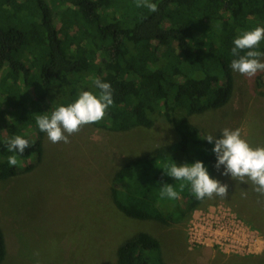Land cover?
<instances>
[{"label":"trees","instance_id":"16d2710c","mask_svg":"<svg viewBox=\"0 0 264 264\" xmlns=\"http://www.w3.org/2000/svg\"><path fill=\"white\" fill-rule=\"evenodd\" d=\"M149 2L157 12L136 7L135 0H0V182L40 163L45 133L34 119L50 117L83 91L98 97V78L111 85L114 102L90 125L123 132L164 119L176 135L168 148L131 158L114 172L109 196L115 209L166 225L204 206L207 197L197 200L190 183L166 173L173 163L200 161L215 178L214 142L189 118L229 103L233 41L264 27V0ZM257 50L264 52V40ZM17 135L31 146L15 153L19 163L10 166L8 141ZM165 184L178 199L161 198ZM4 257L0 227V264ZM114 257V264H166L159 241L146 232L121 241Z\"/></svg>","mask_w":264,"mask_h":264},{"label":"rangeland","instance_id":"374dc122","mask_svg":"<svg viewBox=\"0 0 264 264\" xmlns=\"http://www.w3.org/2000/svg\"><path fill=\"white\" fill-rule=\"evenodd\" d=\"M232 76L229 103L192 116L189 122L217 139L222 129L239 128L251 147H264V71L249 78L232 70ZM68 139L53 144L45 133L40 163L0 182L5 241L1 264H114L117 245L137 232L159 241L166 264H264V195L247 178L241 182L221 175L223 165L214 179L228 186V196L207 198L203 207L180 221L163 225L133 220L115 209L109 196L114 172L131 158L174 143L176 135L164 119L149 129L133 126L123 132L88 124ZM212 209L228 211L257 232L263 240L260 253L226 254L192 242L194 216L201 219Z\"/></svg>","mask_w":264,"mask_h":264},{"label":"clouds","instance_id":"9594fccd","mask_svg":"<svg viewBox=\"0 0 264 264\" xmlns=\"http://www.w3.org/2000/svg\"><path fill=\"white\" fill-rule=\"evenodd\" d=\"M136 7H146L150 12H157L158 6L149 0H135ZM264 40V27H256L246 31L234 39V47L231 49L233 57L231 68L246 77H254L258 72L264 71V52L258 49L260 42ZM241 52L244 54L241 55ZM93 83L100 94L97 97L92 92L83 91L79 97L67 106H58L51 116H37L36 124L41 132L47 134L48 140L53 143H69L68 137L80 131L88 124H96L104 119L106 111L113 105V89L109 83L94 78ZM67 133V135H65ZM204 140L213 143L211 149L216 156L214 167L219 170L221 165L224 170L221 175H230L232 179L250 180L254 190L264 195V147L253 148L241 137L239 128L221 130L220 138L211 134ZM31 145L29 141L19 135L8 141V151L14 153L8 157L10 166L18 165L19 161L15 153L23 154ZM175 180H183L191 185L192 192L197 200L228 196V186L218 180L210 178L207 169L202 162L177 166L171 164L166 173ZM184 185L181 184V189ZM161 198L178 199V193L172 185L165 184L160 193Z\"/></svg>","mask_w":264,"mask_h":264},{"label":"built area","instance_id":"2783aa9c","mask_svg":"<svg viewBox=\"0 0 264 264\" xmlns=\"http://www.w3.org/2000/svg\"><path fill=\"white\" fill-rule=\"evenodd\" d=\"M192 225L189 233L192 242L204 247H215L226 254L257 255L263 246V240L257 232L246 228L225 210H209V214L201 219L199 215L194 216Z\"/></svg>","mask_w":264,"mask_h":264}]
</instances>
